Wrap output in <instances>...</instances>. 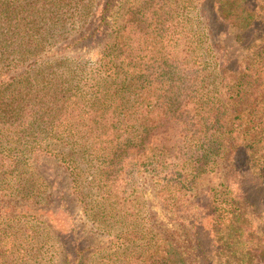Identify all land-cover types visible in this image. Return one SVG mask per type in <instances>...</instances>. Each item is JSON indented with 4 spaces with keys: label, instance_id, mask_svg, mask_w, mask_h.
Returning a JSON list of instances; mask_svg holds the SVG:
<instances>
[{
    "label": "trees",
    "instance_id": "16d2710c",
    "mask_svg": "<svg viewBox=\"0 0 264 264\" xmlns=\"http://www.w3.org/2000/svg\"><path fill=\"white\" fill-rule=\"evenodd\" d=\"M194 1L0 0V194L46 213L50 186L65 207L56 173L28 165L43 155L103 230L150 233L97 264H188L146 226L138 175L190 228L200 264H264V0H201L203 29ZM50 240L0 233V264H88L77 248L54 261Z\"/></svg>",
    "mask_w": 264,
    "mask_h": 264
},
{
    "label": "rangeland",
    "instance_id": "374dc122",
    "mask_svg": "<svg viewBox=\"0 0 264 264\" xmlns=\"http://www.w3.org/2000/svg\"><path fill=\"white\" fill-rule=\"evenodd\" d=\"M200 2L203 3L201 0L194 1L196 8H193L191 11L194 13V21L203 29L207 21V12L202 9L206 8V6ZM122 12H124V9L121 8V4L118 3L112 8L111 19L115 20L117 23L121 22ZM80 51L82 53H87L93 58L97 56V49L92 46L87 47L84 45ZM244 98L245 100H243L242 103L239 102V108L244 109L247 106L250 108V104L253 102L252 99L247 95H245ZM38 164L43 168V173H45L46 169H48V173L53 176L56 173V179L59 180L62 187V194L65 195L63 205L66 206H61L60 199L57 197L55 189L50 186H46V194L50 195L52 202L49 211L46 213H41L40 210L22 200L3 197V195L0 194V233H33L34 231L40 234L47 233L49 237H51L49 242L50 246H48L50 254H56L54 256V261H56V257L57 261L61 262L66 257H72V254L77 248V252H81L84 258L83 261L88 264H97L101 261L105 262L110 256L116 254L118 250H126L128 244L134 250H139L140 244L143 242L142 236L146 235V238H149L150 233H122L123 230H127L128 228H124V226L119 227L117 224L118 228L115 229V231L108 232L103 230L99 222L86 217L81 205L74 196L69 194V178L65 168L59 165L55 160L47 159V157L43 155L39 157H37V155H32L28 165H34V168L37 167ZM35 170L37 172L36 177H39L41 175L40 172H38L39 168ZM214 176L211 174V176H207L202 180L198 187V196L203 195L209 187L213 188L217 186L219 181L217 178L219 175L216 177ZM137 181L141 186V192L143 194L142 200L141 197L140 200L141 203H144L143 208L148 219L146 226L153 230H157L159 232L158 234L171 237L173 241H175L178 249L183 252L188 264H200L201 258L191 240L193 237L192 233H187L190 231V228L177 220L176 215L169 210L156 187L152 186L151 182L147 181L144 175H138ZM4 182L12 184V181L9 179ZM36 187H39L38 183H36ZM141 203L134 201V206L128 207L129 211L135 212V214L138 213L137 209H140ZM30 212L37 213V218L31 219L29 222L27 220L28 217L21 219L12 218L17 213L29 215ZM33 227L36 229L34 230ZM70 235H74L75 240L73 237H70ZM114 236H120V240L112 241ZM126 237H128V239H126ZM188 237H190V239ZM130 241H133V244ZM73 250L75 251L73 252Z\"/></svg>",
    "mask_w": 264,
    "mask_h": 264
}]
</instances>
